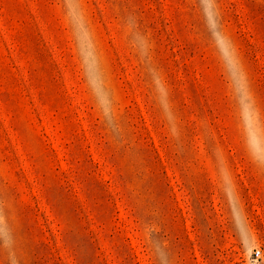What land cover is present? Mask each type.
I'll use <instances>...</instances> for the list:
<instances>
[{"label":"rangeland","instance_id":"1","mask_svg":"<svg viewBox=\"0 0 264 264\" xmlns=\"http://www.w3.org/2000/svg\"><path fill=\"white\" fill-rule=\"evenodd\" d=\"M0 264H264V0H0Z\"/></svg>","mask_w":264,"mask_h":264},{"label":"built area","instance_id":"2","mask_svg":"<svg viewBox=\"0 0 264 264\" xmlns=\"http://www.w3.org/2000/svg\"><path fill=\"white\" fill-rule=\"evenodd\" d=\"M256 253L258 254V253H259V251H256Z\"/></svg>","mask_w":264,"mask_h":264}]
</instances>
